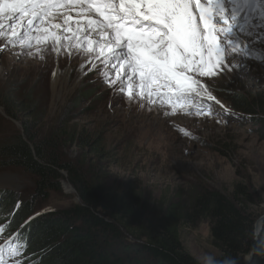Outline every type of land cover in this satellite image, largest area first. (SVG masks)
<instances>
[{
    "label": "rangeland",
    "instance_id": "1",
    "mask_svg": "<svg viewBox=\"0 0 264 264\" xmlns=\"http://www.w3.org/2000/svg\"><path fill=\"white\" fill-rule=\"evenodd\" d=\"M263 4L254 8L256 17L251 12L240 13L236 40L243 42L245 51L235 56L234 70L226 77L200 78L223 105L193 97L194 104L212 110L211 116H196L194 108L178 107L173 112L171 106L160 104V97H154L155 104L147 98L128 102L118 90L123 79L115 86L104 82L102 72L115 79L118 70L104 65L103 57L94 53L67 46L57 52L50 44H42L36 54V46L21 50L10 45L7 37H0V141L23 133L24 125L33 123V133L41 139L52 138L49 149L62 161L81 166L87 161L110 186L131 181L144 198L155 203L194 186L218 190L247 203L257 218L254 235L258 243L264 233V136L260 125L235 109L229 99L236 93L253 96L264 106ZM9 23L4 21L3 31L10 35ZM90 60L101 72H93ZM57 70L60 77L54 88L52 78ZM2 102L18 108L17 118L8 116ZM22 108L25 111H19ZM79 134L98 139L101 156H90L86 150L82 154L77 138L71 141ZM68 184L63 181L61 190L50 191L42 199L35 177L19 168L0 170V190L11 192L16 200L15 206H2L3 222L12 215L15 218L25 206L32 207V218L72 207L79 198ZM179 231L185 252L200 264L205 255L221 257L213 245L209 221L181 224ZM1 235L0 248L6 250L12 238ZM256 255L254 249L240 264H257ZM11 260L14 264L15 259ZM18 261L25 264L28 259L21 255Z\"/></svg>",
    "mask_w": 264,
    "mask_h": 264
},
{
    "label": "trees",
    "instance_id": "2",
    "mask_svg": "<svg viewBox=\"0 0 264 264\" xmlns=\"http://www.w3.org/2000/svg\"><path fill=\"white\" fill-rule=\"evenodd\" d=\"M229 102L258 123L264 136L262 100L236 93ZM1 105L8 116L17 118L18 108L6 102ZM33 125L25 124L23 133L0 141V170L19 168L35 177L38 198L42 199H47L50 191L61 190L62 182L68 181L79 202L33 218L24 227L21 225L32 215L31 206L23 207L15 218L10 216V228L19 230L18 239H13L22 246V255L28 259L25 264H200L185 252L179 229L181 224L201 221L211 225L213 245L221 255L217 264L230 260L240 264L254 249L257 264H264V233L256 243L257 218L245 201L194 186L178 190L170 200L152 202L131 181L113 187L91 163L86 161L81 166L62 161L49 149L52 138H39L33 133ZM76 138L82 154L86 150L90 156H101L98 139L79 134L71 141L76 142ZM12 203L16 205L11 192L0 190V207L10 208ZM8 233H12L8 226H0V235Z\"/></svg>",
    "mask_w": 264,
    "mask_h": 264
},
{
    "label": "snow or ice",
    "instance_id": "3",
    "mask_svg": "<svg viewBox=\"0 0 264 264\" xmlns=\"http://www.w3.org/2000/svg\"><path fill=\"white\" fill-rule=\"evenodd\" d=\"M231 2L229 10L225 0H0V37L21 50L36 46V54L42 44L57 52L67 46L95 53L118 70L115 79L102 72L104 82L115 86L123 79L118 90L128 102L147 98L155 104L154 97H160L173 112L194 108L196 116H211L210 108L193 103L200 97L221 105L200 78L226 77L234 70L235 56L245 51L235 39L240 13L262 4ZM4 21L11 22L10 35L3 31ZM89 64L94 73L101 72ZM9 252L21 254V245Z\"/></svg>",
    "mask_w": 264,
    "mask_h": 264
},
{
    "label": "clouds",
    "instance_id": "4",
    "mask_svg": "<svg viewBox=\"0 0 264 264\" xmlns=\"http://www.w3.org/2000/svg\"><path fill=\"white\" fill-rule=\"evenodd\" d=\"M2 208L0 207V216H1V218H0V226H2V225H6V226H8L9 227V230L12 232L11 234L10 233H8V234H10V236H8V239H10V237L11 236H13V237H11L12 238V242L10 243V245H15V244H19V242L18 241H15L13 238L14 237H16L17 239H18V233H19V230L17 229V230H15L14 228H10V223H11V221L9 222V221H7V222H3V212H2ZM32 216L33 215H31L27 220H25L24 222H23V224L21 225V227H24V226H26V225H29L30 223H31V221L33 220V218H32ZM10 218V217H9ZM4 236H0V240L3 238ZM21 248H22V246H21ZM22 255V250H21V254H19L16 258H15V261H14V264H22L21 262H19L18 261V259L20 258V256ZM10 264H11V262H10ZM202 264H217V261H216V259L213 257V256H211V255H205L203 258H202ZM227 264H236V261L235 260H230V261H228L227 262Z\"/></svg>",
    "mask_w": 264,
    "mask_h": 264
},
{
    "label": "bare ground",
    "instance_id": "5",
    "mask_svg": "<svg viewBox=\"0 0 264 264\" xmlns=\"http://www.w3.org/2000/svg\"><path fill=\"white\" fill-rule=\"evenodd\" d=\"M230 2H228V3H226V6H227V8L229 9V10H231L232 8H233V4H232V2H231V0H229ZM264 2V0H262V3ZM262 5V4H261ZM263 6H264V4H263ZM260 8V7H259ZM253 10H254V8H248V9H246V10H244L242 13H249V12H253ZM259 10V9H258ZM259 11H261V10H259ZM255 12H257V11H255ZM73 14V16L75 17V13L73 12L72 13ZM257 14L258 13H252V14H250V15H254V17H256L257 16ZM242 16V15H241ZM249 16V15H248ZM248 19V18H247ZM242 21V20H241ZM244 21V20H243ZM56 22H60V20L58 19ZM250 22V21H249ZM244 23V22H243ZM18 31H22V30H18ZM236 31H235V39H238L237 37H236ZM84 53V52H83ZM85 54V53H84ZM89 54V53H88ZM95 54V53H94ZM64 76V75H63ZM59 77H60V70L58 71H56V72H54V74H53V78H52V84H53V86H54V88H57V84L59 83L58 81H59ZM53 88V89H54ZM68 187H70L69 186V184H68ZM71 188V187H70ZM14 238H16V237H14ZM17 239V238H16ZM245 264H249V261L248 262H246Z\"/></svg>",
    "mask_w": 264,
    "mask_h": 264
},
{
    "label": "water",
    "instance_id": "6",
    "mask_svg": "<svg viewBox=\"0 0 264 264\" xmlns=\"http://www.w3.org/2000/svg\"><path fill=\"white\" fill-rule=\"evenodd\" d=\"M69 186H70V187H71V189H73V191L75 192L74 188H73L71 185H69ZM252 255H254V253H253Z\"/></svg>",
    "mask_w": 264,
    "mask_h": 264
}]
</instances>
